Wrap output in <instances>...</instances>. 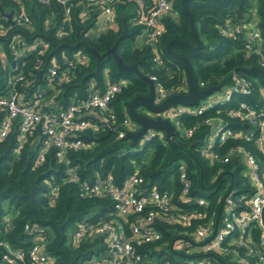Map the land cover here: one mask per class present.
Listing matches in <instances>:
<instances>
[{
    "label": "trees",
    "instance_id": "1",
    "mask_svg": "<svg viewBox=\"0 0 264 264\" xmlns=\"http://www.w3.org/2000/svg\"><path fill=\"white\" fill-rule=\"evenodd\" d=\"M170 1L174 14L161 20L164 30L157 41V50L163 65L157 66L152 61L151 47L142 41V27L133 22L138 8L135 0L116 2L115 23L98 37L91 35L97 27L98 14L92 8L88 16L83 17L79 5H73L66 14L65 8L53 0L47 4L40 0H0V10L18 15L23 8L29 17V23L23 25L11 24L0 15V89H4L6 74L22 71L26 85L18 84L17 88L23 99L32 101L41 93L42 102H51L49 110H56L66 107L73 99L85 97L91 90L102 91L108 82L125 80L126 85L110 103L113 119L106 116L105 121L97 113L88 116L94 127L80 137L85 146L67 153V160L77 168L80 181L110 176L120 187L127 177L136 174L143 179L145 187L172 192L180 206L191 209L195 206L184 204L179 198L182 188L179 167L184 164L191 182L187 198H205L209 213L218 215L227 194L239 198L238 204L243 205L253 191L236 155L228 162L212 163L200 153V146L210 131V126L203 123L205 119L221 117L230 127L244 128L224 113H218L219 109L235 107V101L214 105L201 114H182L180 121L184 126L199 125L189 137L176 130L173 139L154 134L142 144L140 139L132 146L130 140L118 134L137 130L138 125L132 121L130 126L124 125L129 119L126 106L135 96L146 95L149 85L134 72L119 71L111 55L98 61L92 52L101 54L115 46L124 64H137L145 76L155 77L154 83L167 91L185 93L184 66L167 53L166 43L172 38L192 45L196 43L182 9V0ZM143 2L149 4V0ZM188 6L202 46L194 51L173 43L171 48L189 59L199 88L222 87L235 75L264 85V66H259L255 58H245L243 39H229L219 32L227 20L240 22L254 13L264 38V0H228L223 4L212 0H188ZM13 46L23 50L25 56L14 59ZM53 62L73 68L68 81L48 87V68ZM256 94L254 92V97ZM233 97L253 102L252 96L233 94ZM1 118L0 114V121ZM238 145L249 150L264 169V158L255 143L242 137L228 138L214 150L224 155ZM55 152L40 127L22 141L14 124L7 137L0 141V233L6 217L11 220L9 231L0 237L12 248L26 250L36 234L24 230L28 223L31 230L38 229L37 233L44 236L45 249L54 258V264H83L106 252L103 236L88 237L73 245L67 233L84 217L92 222L108 219L113 202L109 198L79 197L77 183L63 182L65 164L58 161ZM41 154L43 160H39ZM50 185L57 186L52 203L46 196ZM153 226L160 231L161 239L142 247L144 259L151 260L152 264H185L186 257L171 248L180 227L161 222ZM6 252L0 246V264ZM215 257L214 264H233L227 258Z\"/></svg>",
    "mask_w": 264,
    "mask_h": 264
},
{
    "label": "built area",
    "instance_id": "2",
    "mask_svg": "<svg viewBox=\"0 0 264 264\" xmlns=\"http://www.w3.org/2000/svg\"><path fill=\"white\" fill-rule=\"evenodd\" d=\"M40 1L47 4L52 0ZM53 1L62 5L66 14L73 5L82 7L80 15L83 17L88 16L89 8L101 12L102 24L91 32L92 36L98 37L115 23L114 4L125 0ZM173 14L170 0H151L148 6L137 8L133 19L136 25L142 27V41L151 47L152 61L157 66L163 65L157 50V41L164 30L161 20ZM12 19L14 23H29V17L23 8L18 15L13 14ZM219 32L229 39H243L245 58H255L259 66H264V38L254 13L245 16L240 22L227 20L220 26ZM12 54L17 59L26 53L13 46ZM72 68L65 67L64 63L53 62L48 68L47 86L68 81ZM150 78L155 81V77ZM5 82L4 89H0V141L7 137L14 124L17 125L22 141L40 127L49 144L55 148L58 161L65 164L63 182L77 183L78 196L81 198H109L113 202V210L107 213L108 219L92 222L84 217L67 233L68 240L73 245L88 237L103 236L106 252L101 256H93L83 264H152L151 260L144 259L142 247L161 239L160 231L153 226L156 222L180 227L181 230L175 233L177 237L171 242V248L186 257L185 264H214L212 259L216 255L227 258L233 264H264V169L259 160L243 146H234L224 155L214 150L228 138L242 137L248 142H254L264 158V85L259 81L258 85L244 76L235 75L229 83L218 88L223 89V92L216 101L204 105L199 103L194 107L176 105L165 112V118L173 125L174 131L189 137L199 125L184 126L180 121L182 114H201L214 105L231 104L235 101V107L219 109L218 113H224L244 128L230 127L221 117L205 119L203 123L210 126V131L200 146V153L212 163H225L236 155L243 165V176L247 178L253 191L243 205L238 204L241 202L239 198L231 193L227 194L223 200V210L218 215L209 213L205 198H187L191 182L184 164L179 167L182 187L179 198L182 203L195 206L191 209L180 206L172 192L145 187L143 179L136 174L127 177L120 187L113 183L110 176L80 181L77 168L67 160V153L85 146L80 137L87 129L94 127L88 116L97 113L103 120L106 116L113 119L110 103L126 85L125 80L108 82L102 91L91 90L85 97L73 99L66 107L56 110H49L51 105L42 102L41 93L35 100L23 99L22 92L17 88L18 84L26 85L22 71L6 74ZM254 92L257 93L255 97ZM169 94L174 93L155 83L154 103H161ZM233 94L252 96L253 102L238 101ZM44 106L48 111L42 113ZM130 121V118L126 119L124 125L130 126ZM216 123L223 124V129L211 136ZM154 134L160 137L163 135L162 132L150 130L140 140V144ZM124 135L125 132L118 134L119 137ZM39 160H43L42 154ZM56 192L57 186L50 185L46 196L51 203L54 202ZM10 227L11 220L7 216L0 236L6 234ZM24 230L36 233L26 250L14 249L0 237V246L7 250L2 256V264H54V258L45 249L44 236L37 233L39 230H31L28 223Z\"/></svg>",
    "mask_w": 264,
    "mask_h": 264
},
{
    "label": "water",
    "instance_id": "3",
    "mask_svg": "<svg viewBox=\"0 0 264 264\" xmlns=\"http://www.w3.org/2000/svg\"><path fill=\"white\" fill-rule=\"evenodd\" d=\"M212 1L223 4L228 0ZM182 9L184 14L188 18L190 29L196 44L192 45L180 39L172 38L166 43V51L171 57L180 61L184 66L187 81V90L185 93L169 94L161 103L156 104L154 103L155 83L150 77L145 76L140 71L137 64H124L122 59L118 55L115 46L107 49L104 53L101 54L91 49L92 52L96 55L98 61H100L107 55H111L119 71L134 72L139 78L146 81L149 85V90L146 95L135 96L126 106L130 120L138 125L136 131H127L123 137L125 140H130L132 146H135L138 141L142 139L150 130L162 132L166 139H173L175 136L174 127L169 122V120L162 115V113L166 112V110H168L170 107L176 105H183L187 107L197 106L202 99H205L209 94L218 89V87L214 86L206 89L199 88L197 78L193 72L192 65L189 59L181 53L173 51L171 48V45L173 43L190 48L194 51L199 50L202 46L196 32L195 19L192 16L188 6V0H182ZM0 15L5 17L11 24H14V20L12 19L13 11L6 13L0 10ZM138 109H141L142 111H138ZM143 110H147L148 112H143ZM47 111L48 110L45 106L41 109L42 113Z\"/></svg>",
    "mask_w": 264,
    "mask_h": 264
},
{
    "label": "rangeland",
    "instance_id": "4",
    "mask_svg": "<svg viewBox=\"0 0 264 264\" xmlns=\"http://www.w3.org/2000/svg\"><path fill=\"white\" fill-rule=\"evenodd\" d=\"M213 43H214V42L212 41V44H213ZM222 92H223V89H218V90L213 91V92H212L211 94H209L205 99H202V100L200 101V104L204 105V104H206V103H208V102L216 101V100L220 97V95L222 94ZM138 111H142V110H141V109H138ZM143 112H148V111H147V110H143ZM162 115L165 117V112L162 113ZM222 126H223V124L216 123L215 126H214L213 129H212L211 136H213L214 133H216V132L222 130V129H223ZM5 206H6V205H5Z\"/></svg>",
    "mask_w": 264,
    "mask_h": 264
},
{
    "label": "crops",
    "instance_id": "5",
    "mask_svg": "<svg viewBox=\"0 0 264 264\" xmlns=\"http://www.w3.org/2000/svg\"><path fill=\"white\" fill-rule=\"evenodd\" d=\"M135 1L137 3L138 7L148 6L151 2V0H149V4L147 5L143 2V0H135ZM94 10H97V9H94ZM96 17H97V24L96 25L99 27L102 24V20H103V16H102L101 12H98ZM44 104H46V105L50 104L51 105V102H45Z\"/></svg>",
    "mask_w": 264,
    "mask_h": 264
}]
</instances>
